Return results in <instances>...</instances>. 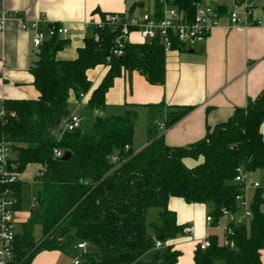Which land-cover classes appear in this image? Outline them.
Here are the masks:
<instances>
[{"label": "trees", "instance_id": "16d2710c", "mask_svg": "<svg viewBox=\"0 0 264 264\" xmlns=\"http://www.w3.org/2000/svg\"><path fill=\"white\" fill-rule=\"evenodd\" d=\"M199 0H173L178 11L192 18ZM132 5L127 13H132ZM153 0L152 10H160ZM104 13H101V16ZM99 36L84 38L71 60L56 58L66 40L52 37L37 47L36 58L29 71L39 93L36 99H6L0 120V138L11 143L10 163L17 179L0 181V193L9 187L21 200L22 181L18 174L28 164H37L40 174L34 176L39 185L36 206L20 225L14 241L13 264H30L36 253L72 250L86 242L79 264H176L180 254L166 245L143 259L156 241L165 243L184 235L185 224L176 220L168 208L170 197L186 203L205 204L214 219L223 208L237 210L235 196L241 184L233 181L236 168L254 172L264 168V137L260 125L264 121V91L249 99L245 107H237L224 122L206 126L205 136L187 147H172L162 135L149 138L138 152L131 148L136 113L126 109L121 114H104L105 95L116 77L137 71L153 85H161L165 77V53L159 37L139 44L127 43L121 56L110 55L113 32L108 27L93 29ZM173 48L178 44L173 43ZM109 55V60L106 59ZM98 65L107 66L99 82L92 88L87 71ZM70 93L88 94L87 107L94 110L91 125L83 129L61 132V122L70 114ZM191 105L166 107L165 128L172 126L192 110ZM69 151L62 161L54 150ZM198 161L193 166L184 159ZM159 209L155 222L147 223L148 209ZM252 218L248 225L233 227L234 247L223 246L217 236H210L205 250L196 247L193 264H261L264 249V189L253 191L250 203ZM40 227L39 239L33 228Z\"/></svg>", "mask_w": 264, "mask_h": 264}, {"label": "crops", "instance_id": "0c3cea01", "mask_svg": "<svg viewBox=\"0 0 264 264\" xmlns=\"http://www.w3.org/2000/svg\"><path fill=\"white\" fill-rule=\"evenodd\" d=\"M199 2L219 8L222 13L220 24L205 41L191 48L192 51L174 48L165 54L163 84H150L137 71H132L116 77L105 95V115L121 114L126 109L135 111L131 146L134 152L145 147L149 138L160 135L168 146L187 147L205 136L206 126L212 127L226 121L235 108L245 107L249 99H255L264 91V27L251 26L239 31L228 27L226 16L237 3L239 10L247 5L252 6L251 18H264V0ZM132 5V13L138 14L152 10L153 0H0V13H16L24 20L43 16L48 21L64 23L67 28L66 44L56 52V58L71 60L76 57L84 38L92 35L90 23L99 21L101 13H127ZM129 42L139 44L144 41L138 33L133 32ZM36 51L30 33L21 29L20 22L14 19L6 21L4 30L0 31V113L6 99H36L39 96L29 71ZM106 70L107 66L98 65L87 71L92 88L99 84ZM87 98L88 94L80 99L73 93L68 97L70 113L79 115L80 125L83 112H89L92 117L95 115L94 110L87 107ZM171 105H191L193 108L161 131L157 122L164 119L166 107ZM137 121L139 126L142 122L140 129L143 133L138 142L135 139ZM260 132L264 137V121L260 125ZM198 161L184 159L188 166ZM38 170L37 164H28L18 174V179L22 183L23 179L34 182ZM248 181L264 184V177L257 170L248 173ZM249 193L252 195L253 190L250 189ZM168 208L175 212L178 223L192 225L193 233H185L162 243L161 249L153 247L144 254L143 259L152 262L154 252L170 245L180 252L176 264H193L196 242L206 235H215L219 239L217 233L222 236V230L216 227L206 229L208 207L204 204L186 203L181 198L170 197ZM29 215L30 212L22 214L20 200L15 213L19 229ZM223 219L221 224L224 225L227 219ZM61 255L57 250H44L35 255L30 264H63L59 261ZM260 260L264 264V249L260 251Z\"/></svg>", "mask_w": 264, "mask_h": 264}, {"label": "built area", "instance_id": "2783aa9c", "mask_svg": "<svg viewBox=\"0 0 264 264\" xmlns=\"http://www.w3.org/2000/svg\"><path fill=\"white\" fill-rule=\"evenodd\" d=\"M161 5L159 13L153 10H146L138 14L134 13H104L95 23H90L93 29L108 27L113 32V43L109 48L110 55L121 56L127 43H130V36L133 32L139 34L144 42H149L155 37H159L164 53H168L173 48V43H177L179 49H191L197 44L206 40L210 32L220 24L222 16L217 7L202 4L198 2L195 6L192 18H187L183 12L178 11L173 4V0H159ZM235 3L234 7L228 11V27L236 30H244L251 26H263L264 18H251L252 6L247 5L243 10H239ZM14 19L20 22L22 30L29 32L31 42L34 47H39L45 40L52 37L66 39L67 28L64 23L46 20L39 16L30 20H24L19 14H10L7 11L0 13V31L4 30L6 21ZM94 40L99 36L96 32L92 33ZM109 60V55L106 57ZM80 99L85 98L84 93H79ZM3 110L0 113V120L3 118ZM157 125L161 131H164V120L158 121ZM80 127V117L76 112H71L61 122V132L73 131ZM54 156L60 158L62 151L55 149ZM12 159L11 143L6 137L0 138V181L2 183H13L17 179V174L10 163ZM41 169L36 174H40ZM260 175L264 177V168L259 170ZM233 181L241 184V191L235 196L237 210L231 211L223 208L221 216L218 219L207 213L205 216V227L209 229L216 227L222 230L221 245L234 247V241L231 238L233 227L246 223V220L252 218L250 203L253 191L263 188L264 185L258 181H248V171L243 167L236 168ZM17 198L13 191L6 187L0 193V264H13L14 262V241L17 234V220L15 218ZM264 214V208L262 209ZM227 219L226 224H221L222 218ZM194 227L186 225L184 233L192 234ZM210 246V235H206L196 242V247L205 250ZM87 247L86 242H79L76 245L79 253L74 256L68 264H79L81 252ZM162 247L160 241H156L154 248Z\"/></svg>", "mask_w": 264, "mask_h": 264}, {"label": "rangeland", "instance_id": "374dc122", "mask_svg": "<svg viewBox=\"0 0 264 264\" xmlns=\"http://www.w3.org/2000/svg\"><path fill=\"white\" fill-rule=\"evenodd\" d=\"M82 118H83V120H82L81 127L83 129H86L91 125V122L93 119L92 114H90L89 112L88 113L83 112ZM141 121H143L142 118H141ZM141 124H142V122H140V126H141ZM140 126H139V121H137V131L135 134V139L137 142H138V140L142 139V137H143L142 128L140 129ZM23 180H24V183L22 184V190H21V212H22V214H26V213L30 212V210H32L36 206V193H37V190L39 189V185L37 183H34L31 180H26V179H23ZM259 181H261V179ZM158 211H159V209L156 207L148 209L147 216H146L147 223L157 221ZM224 220L225 219H223V220L221 219V223H223ZM248 223H249V220H246V225H248ZM16 230L19 231L18 226L16 227ZM217 234L219 236V240H221L222 236L220 235L219 232ZM40 235H41L40 227L35 226L33 228L34 238L37 240L40 238ZM38 253H40V252H38ZM38 253H36L35 255H37ZM60 254H62V255L60 256L59 261H60V263H63V264H64V262L68 264V262H70L71 259L73 258L72 250H68L67 252H64V253L60 252Z\"/></svg>", "mask_w": 264, "mask_h": 264}, {"label": "water", "instance_id": "95a60500", "mask_svg": "<svg viewBox=\"0 0 264 264\" xmlns=\"http://www.w3.org/2000/svg\"><path fill=\"white\" fill-rule=\"evenodd\" d=\"M189 51H192V49H190ZM70 157V152L69 151H64L62 156L60 157V160L62 161H67Z\"/></svg>", "mask_w": 264, "mask_h": 264}]
</instances>
